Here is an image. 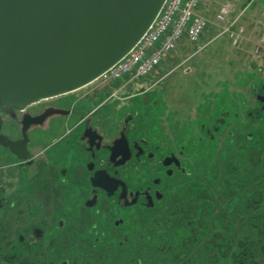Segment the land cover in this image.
<instances>
[{
	"label": "rangeland",
	"instance_id": "obj_1",
	"mask_svg": "<svg viewBox=\"0 0 264 264\" xmlns=\"http://www.w3.org/2000/svg\"><path fill=\"white\" fill-rule=\"evenodd\" d=\"M248 1H251L250 6L237 22V26L244 28L245 40L241 47H235L227 34L215 37L223 23L210 21L199 42L185 40L184 47H176L179 48L177 59L159 65L153 77L132 80L116 93L118 98L95 112L94 105L108 94L107 91L99 95L100 88L94 89L98 82L90 83L64 99L70 105L74 104V112L90 111L89 119L93 125L98 118L99 130H106L111 113L138 112L147 120L146 127L151 131L161 122L176 131L172 136H177L179 141L182 138L188 139V144L193 141L194 147L200 150L197 153L201 159L198 157L189 162L190 175L183 185L189 193L177 190L175 198L170 199L172 205L167 204V198L159 211L148 214L147 221L131 235L132 242L120 249L118 245L107 243L94 247V229L89 233L87 230L91 228L90 215L74 213L75 200L66 198L67 193L63 194L61 189L64 197L58 199L63 212L72 214L68 217L73 221L78 219L77 224L57 231L51 229L47 236L50 238L38 241L32 247L26 243L16 245L15 251L19 253L16 264H61L63 260L67 264H221L231 260L232 256L248 260L246 264L249 259L252 263L264 264V111L256 105L252 94L254 88L264 93L261 90L264 53L253 55V47L264 24V0ZM238 10L235 8L230 13L229 20ZM116 83L119 82L113 81L115 86ZM142 89L146 90L142 92ZM82 92L88 94L81 96ZM235 110L240 113L242 123L236 130L232 119ZM220 111L230 112L229 121L210 142L201 135L198 126L207 122L211 125ZM247 112L253 114L251 121ZM78 113L62 124V133L74 125ZM230 128L236 131L232 137L228 136ZM241 130L243 136L250 132L251 140L244 137L245 143L240 144ZM59 133L48 130L32 136V152L41 151L37 159L42 163L54 164L53 157H45L63 148L61 143L48 148ZM199 137H202L201 145H197ZM228 138L233 140L232 143ZM235 146L237 152L232 150ZM225 154L229 158L225 159ZM6 168L0 163V202L3 207L0 209V264L8 263L10 258L6 257H9L12 243L16 242L15 236L25 233L21 224L29 222L27 202L33 199L25 191L29 188L28 181L16 174L7 175ZM33 184L35 189L41 188V184ZM193 190L194 196L189 199ZM41 201L42 209L48 213L47 221L51 223L50 213L57 199L44 197ZM163 207L171 209L168 217L161 215ZM22 260L25 261L21 263Z\"/></svg>",
	"mask_w": 264,
	"mask_h": 264
},
{
	"label": "flooded vegetation",
	"instance_id": "obj_2",
	"mask_svg": "<svg viewBox=\"0 0 264 264\" xmlns=\"http://www.w3.org/2000/svg\"><path fill=\"white\" fill-rule=\"evenodd\" d=\"M154 74L155 72L150 77ZM116 84L117 86L108 82L94 87L100 88L99 95L108 91L94 105V112L113 98H118L116 93L124 87H121V83ZM261 90L264 91V84H261ZM87 94L82 92L81 96ZM252 94L256 105L264 111V102L256 98V95L264 96V93L254 88ZM67 95L65 93L41 99L21 110H0V163L7 166V175L16 174L28 181L29 188L25 191L33 198L31 202H27L29 222L21 224L25 233L15 236L16 242L12 243V247L25 243L32 247L38 241L50 238L47 236L51 229L57 231L72 223L77 224L78 219L71 220L68 216L72 214L63 212L59 203L58 198L66 192V198L72 197L75 200L74 208L72 207L74 213L90 215L91 228L87 230L89 233V230L94 229V247L107 243L122 248L132 242L131 235L147 221L148 214L158 210L167 198L175 195L177 189L185 188L183 185L190 175L189 162L197 158L198 147H194L193 141L188 144V139L184 140L182 137L179 141L177 136H172L176 131L161 122L156 130L151 131L146 127L147 120L138 112L121 115L111 113L106 130H99L96 124L100 120L96 118L93 125L89 119L92 114L90 111L80 114L74 112V104L64 101ZM77 113L79 118L74 125L62 133V124ZM229 115L230 112L220 111L213 120L210 118L213 122L211 125L207 122L198 126L199 132L208 141H214L228 123ZM252 115L250 112L246 113L250 120L253 119ZM232 116L235 122L233 129L236 130L242 126L240 113L235 110ZM233 129L228 131L229 137L235 134ZM48 130L60 132L52 139L48 148L60 143L63 147L45 157H53L54 164L42 163L37 159L41 151L33 153L31 149L32 136L39 131ZM242 132L241 130L240 133ZM252 136L250 132H246L244 136L242 133L240 139L246 137L251 140ZM201 140L202 137H199L197 145H201ZM8 141L17 142L14 150L5 145ZM62 141L66 142L62 144ZM69 146L71 150L66 149ZM20 155L27 158L21 160ZM33 183L41 184V188L37 189V186L35 189ZM61 189L64 190L63 194ZM40 196L57 199L50 213L51 223L46 218L48 213L42 209ZM2 208L0 202V209ZM67 263L65 260L61 262Z\"/></svg>",
	"mask_w": 264,
	"mask_h": 264
},
{
	"label": "water",
	"instance_id": "obj_3",
	"mask_svg": "<svg viewBox=\"0 0 264 264\" xmlns=\"http://www.w3.org/2000/svg\"><path fill=\"white\" fill-rule=\"evenodd\" d=\"M164 1L0 0V110L90 84L133 47Z\"/></svg>",
	"mask_w": 264,
	"mask_h": 264
},
{
	"label": "built area",
	"instance_id": "obj_4",
	"mask_svg": "<svg viewBox=\"0 0 264 264\" xmlns=\"http://www.w3.org/2000/svg\"><path fill=\"white\" fill-rule=\"evenodd\" d=\"M213 0H165L156 17L133 47L117 62L103 71L95 80L98 84L117 81L121 87L134 79L151 76L164 57L171 53L184 40L199 42L210 21L202 13L204 2ZM238 0H224L215 14L222 22L220 34L226 33L235 47H240L245 38L243 28L232 27L239 15L229 20ZM264 52V25L259 42L253 53L259 56Z\"/></svg>",
	"mask_w": 264,
	"mask_h": 264
},
{
	"label": "trees",
	"instance_id": "obj_5",
	"mask_svg": "<svg viewBox=\"0 0 264 264\" xmlns=\"http://www.w3.org/2000/svg\"><path fill=\"white\" fill-rule=\"evenodd\" d=\"M257 70H260V69H257ZM221 105V104H220ZM249 121H251V120H249ZM240 140V144H242V142L243 143H245V139H244V137L243 138H241V139H239ZM228 141H231V143H232V139L231 138H228ZM229 145V144H228ZM201 149V148H200ZM232 150L233 151H236L237 152V150H236V146H235V148H232ZM198 152L200 151V150H197ZM197 158L199 157V155H197L196 156ZM226 158H229V156H228V154H225V159ZM199 159H201V157H199ZM234 160H237V158L235 159L234 158ZM234 160H231V161H234ZM234 165H235V163H233ZM229 166H230V164H229ZM230 168V167H229ZM202 172V171H201ZM201 186V185H200ZM201 189V188H200ZM177 190H179V191H186V192H188L184 187H180V189H177ZM195 190V189H194ZM194 190L192 191V193H191V195H188V197H189V199H190V197L192 196H194ZM189 193V192H188ZM175 196L176 195H174L173 196V198H175ZM170 199H172V197H169V201H167V204L168 205H172L173 204V202H171V200ZM170 208H171V206H169ZM170 208H165V207H163V208H161L160 209V211H161V215H165V217H168V214L170 213ZM157 211H159V209L157 210ZM154 213V212H153ZM179 213V212H178ZM183 213V212H182ZM186 213H189V211H187L186 210ZM152 214V213H151ZM148 219V218H147ZM255 228V227H254ZM188 235H189V232L187 233ZM121 249V248H120ZM16 245L15 246H13L12 247V245L10 246V251H9V257H6V258H10V259H7V261H8V263L7 264H16V261L18 260L17 259V257L19 256L18 254L19 253H17L16 251ZM263 251H264V246H263ZM21 255V254H20ZM240 257V256H239ZM16 258V259H15ZM41 258V257H40ZM239 259H241V258H237V257H234V256H232V259L230 260H228V261H226V262H221V264H224V263H227V264H238V262H240V261H243V264H246V261H248V260H246V259H242V260H239ZM25 260H22V261H20L21 263H23ZM240 264H242V263H240ZM248 264H256V263H252L251 262V260L249 259V263Z\"/></svg>",
	"mask_w": 264,
	"mask_h": 264
},
{
	"label": "crops",
	"instance_id": "obj_6",
	"mask_svg": "<svg viewBox=\"0 0 264 264\" xmlns=\"http://www.w3.org/2000/svg\"><path fill=\"white\" fill-rule=\"evenodd\" d=\"M224 0H215V2H209V1H206L204 2L202 8H201V11L202 13L210 20V21H214V13L216 12L219 4L221 2H223ZM250 3L248 0H239L238 3L236 4L235 8H238V12H236V14L234 16H237L240 11H243L241 17L245 14L246 10L248 9V7L250 6ZM208 10L211 12L209 14ZM213 18V19H212ZM235 18V17H234ZM184 47V42H182L181 44H179L177 47ZM177 49V48H176ZM176 49L172 52V53H169L168 55L165 56V58L163 59V61L161 62V66L164 65L166 62L170 61L171 59H177L176 55H177V52H178V49L176 51ZM161 81V80H160ZM78 91V90H76ZM76 91H73V92H70L68 94H72Z\"/></svg>",
	"mask_w": 264,
	"mask_h": 264
}]
</instances>
